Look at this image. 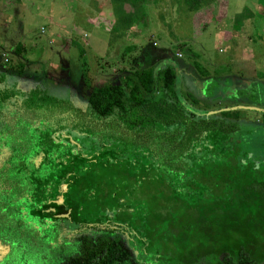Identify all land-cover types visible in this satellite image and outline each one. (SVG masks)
<instances>
[{"label": "trees", "instance_id": "1", "mask_svg": "<svg viewBox=\"0 0 264 264\" xmlns=\"http://www.w3.org/2000/svg\"><path fill=\"white\" fill-rule=\"evenodd\" d=\"M175 72L90 80L86 108L0 99V242L27 228L50 244L60 226L74 250L58 264H264V136L248 140L264 106L240 88L253 104L205 107Z\"/></svg>", "mask_w": 264, "mask_h": 264}, {"label": "rangeland", "instance_id": "2", "mask_svg": "<svg viewBox=\"0 0 264 264\" xmlns=\"http://www.w3.org/2000/svg\"><path fill=\"white\" fill-rule=\"evenodd\" d=\"M3 1L0 8H8L7 15L11 16L8 0ZM142 1L20 0L22 8L13 17L12 29L22 30L23 34H10V39H6L9 46L0 36V65L7 71L12 66V74L18 72L16 53L21 52L11 46L12 39L22 40L26 52L21 55L32 62L22 74L9 76L6 83L0 80V86L17 89L22 100L32 94L33 105L38 101L36 97L50 95L54 99H70L74 105L86 108L88 81H118L127 87L128 73L170 65L176 71L177 90L196 96L205 107L235 100L250 105L255 102L245 95L237 97L236 88L246 89L249 97L259 96L260 106H264V41L259 43L260 35L264 40V27L254 18L256 25L252 22L255 26L247 31L250 35L236 34L229 40L219 31L221 27L230 28L227 24L231 22L226 19L220 24L222 17L231 18L234 29H242L238 27L239 21L264 0H222L218 7L222 12L218 14L208 7L210 3L199 11L189 9L184 0H156L154 5L149 0ZM3 29L0 24L2 32ZM235 40L240 44L234 45ZM239 45L242 47L238 48ZM2 51H6L7 61H3ZM195 61L211 74L200 75ZM242 77L250 84L244 83ZM242 113L253 116L249 111ZM252 118L261 122L257 114ZM20 123L25 131L33 132L28 129L29 120L21 119ZM262 136L264 130L256 131L249 134L248 140ZM58 228L60 231L52 234L50 244L43 241L41 234L37 238L38 235L28 233L27 228L14 234L9 231L5 237L10 243H0V264L60 263L74 248L69 243L72 233ZM58 228L54 230L57 232Z\"/></svg>", "mask_w": 264, "mask_h": 264}, {"label": "crops", "instance_id": "3", "mask_svg": "<svg viewBox=\"0 0 264 264\" xmlns=\"http://www.w3.org/2000/svg\"><path fill=\"white\" fill-rule=\"evenodd\" d=\"M173 1V0H172ZM222 0H214V1H212L211 3H210V6H208V7H210L211 9H213V11H215V13H221L222 12V10H221V8H218L220 5H219V2H221ZM4 1L3 0H0V3H3ZM8 3H9V5H8V7L9 8H11V11H9V12H11V16H10V14L9 15H7L8 14V11H7V9L8 8H6V9H4L3 10V8H0V16L1 15H3V22H0V24L3 26V32L1 31L0 32V36H2L3 37V43L5 44L6 42H7V40L6 39H8L9 37H10V34L11 35H13V34H15V33H17V32H19V34H23L22 33V30L20 31V30H18V31H14L13 29H12V22H13V17H16V16H18L20 13V10H21V8H22V3L20 2V0H8L7 1ZM142 2H146V0H144V1H142ZM149 2V4H152V5H154L155 3H156V0H149L148 1ZM176 2V1H175ZM262 2H264V1H262ZM203 7V6H202ZM199 8V9H197V10H202L203 8ZM176 8H178V7H176ZM186 7H182V10H184ZM217 9H220V10H218L217 11ZM255 11L254 10H249L248 12H246V16L245 17H243V19L241 20V21H239V24H238V27H241L242 29H234L235 27H234V21L231 19V18H229V17H222V18H220L219 20H220V24H221V22L222 21H224V19H226V20H228L229 22H231L230 24H227V25H229L230 26V28H226V26L225 27H221V29L219 30L220 31V33L222 34V36H224L225 38H227L228 40H229V38L230 39H232V37H234V36H236V34H242V35H247V34H249L250 35V33H248L247 31L249 30V29H253V27L256 25V21H255V19L257 20H259V24L261 25V28L262 27H264V3H259V4H257L256 6H255ZM176 11V9H175V7H174V12ZM185 14V13H184ZM225 14H227V12L225 11ZM231 17V16H230ZM219 18V17H218ZM255 18V19H254ZM232 20V21H231ZM10 22V24H11V29H10V24H8ZM252 22L253 23H255V25H253L252 24ZM43 29V28H42ZM42 32H44V29L43 30H41ZM242 37V36H241ZM260 38H259V43H261V44H263V41L264 40H262L261 38V35L259 36ZM12 38V37H11ZM10 39V38H9ZM236 39H239L238 38V36L236 37ZM13 41L12 42H14V43H12L11 44V46H15V50L17 51V52H21V54H25V50H26V48H25V45L22 43V40L20 39L19 41L17 40V41H14V39H12ZM52 41H53V39H51ZM181 40H183V42H185L184 41V38L183 39H181ZM186 40H187V38H186ZM236 43L237 44H240L239 42H237L236 40L234 41V45H236ZM8 46L10 45V44H8V43H6ZM10 46V47H11ZM240 47H242L241 45H239L238 46V48H240ZM245 48H247V47H245ZM6 51H2L1 52V55L3 56V61H7V59H9L8 57H6V53H5ZM21 54H17L16 53V55H18L17 56V61H18V64L19 63H22L23 64V69H22V72L20 73V72H14L13 74H12V72H11V70L13 69V68H11V67H9L11 70H9V71H7V70H4V69H2L1 68V65H0V80H3V82H5L6 83V80H7V78L9 79V76L10 77H13L15 74H17V73H20V74H22L25 70H26V68H27V66L32 62V61H30V60H25L24 59V57H23V55H21ZM20 59H22V61L20 60ZM27 61V62H26ZM25 62V63H24ZM17 64V65H18ZM244 80H245V82L244 83H246V82H248V83H250V81H248V80H246V78H244V77H242ZM7 88V89H6ZM6 88L5 87H1L0 86V99H2V100H7V101H18V102H22L23 100L18 96V93L17 92H19L17 89H15V88H10L9 86H6ZM18 88V87H17ZM3 89V90H2ZM7 90V91H6ZM8 91H9V93H8ZM234 91H238L237 90V88L236 89H234ZM235 92V93H236ZM231 94V93H230Z\"/></svg>", "mask_w": 264, "mask_h": 264}, {"label": "flooded vegetation", "instance_id": "4", "mask_svg": "<svg viewBox=\"0 0 264 264\" xmlns=\"http://www.w3.org/2000/svg\"><path fill=\"white\" fill-rule=\"evenodd\" d=\"M1 243V242H0Z\"/></svg>", "mask_w": 264, "mask_h": 264}]
</instances>
